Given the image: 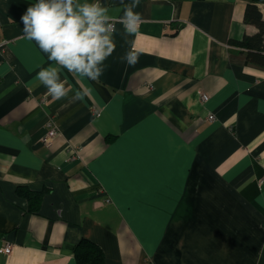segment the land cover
Here are the masks:
<instances>
[{
    "label": "crops",
    "instance_id": "obj_1",
    "mask_svg": "<svg viewBox=\"0 0 264 264\" xmlns=\"http://www.w3.org/2000/svg\"><path fill=\"white\" fill-rule=\"evenodd\" d=\"M251 1L138 0L128 35L133 0H100L115 50L95 80L55 65L57 100L20 22L33 0H0V264H77L83 238L107 264H264V68L232 44L258 31Z\"/></svg>",
    "mask_w": 264,
    "mask_h": 264
},
{
    "label": "clouds",
    "instance_id": "obj_2",
    "mask_svg": "<svg viewBox=\"0 0 264 264\" xmlns=\"http://www.w3.org/2000/svg\"><path fill=\"white\" fill-rule=\"evenodd\" d=\"M123 3V0H121ZM138 0L123 8L120 24L126 34H135L142 17L135 10ZM23 33L35 41L53 62L36 73L49 94L59 100L68 95L55 65L82 78L95 80L103 75L104 63L115 50V32L109 10L100 0H33L20 18ZM140 52L128 50L122 61L129 66L138 62ZM80 98V94H76Z\"/></svg>",
    "mask_w": 264,
    "mask_h": 264
},
{
    "label": "trees",
    "instance_id": "obj_3",
    "mask_svg": "<svg viewBox=\"0 0 264 264\" xmlns=\"http://www.w3.org/2000/svg\"><path fill=\"white\" fill-rule=\"evenodd\" d=\"M261 0H252L246 7L244 20L254 24L258 31L252 35L245 34L241 40H234L232 44L240 46L245 52L246 60L258 67L264 68V19L258 6ZM31 191V192H30ZM19 188V192L28 197L31 202L30 209H36L40 200V191ZM77 264H107L102 248L94 241L83 238L74 248Z\"/></svg>",
    "mask_w": 264,
    "mask_h": 264
},
{
    "label": "built area",
    "instance_id": "obj_4",
    "mask_svg": "<svg viewBox=\"0 0 264 264\" xmlns=\"http://www.w3.org/2000/svg\"><path fill=\"white\" fill-rule=\"evenodd\" d=\"M112 23L114 24V27H116V21L112 20ZM3 46V43L0 44V51H1V47ZM208 94H202V99L204 101H206L208 99ZM215 115L212 114L210 115V119H214ZM59 135V129L56 125V123L53 122V120H50L49 124H48V130L45 133V135L41 138V141L44 145L50 146L53 144V142L55 141V139L57 138V136ZM78 154V151L74 149V154L72 156V158H74L75 155ZM13 249V245L11 243H7L5 244V247L3 249L4 252H6L7 254H10L12 252Z\"/></svg>",
    "mask_w": 264,
    "mask_h": 264
}]
</instances>
